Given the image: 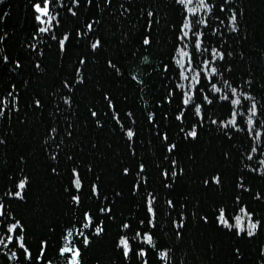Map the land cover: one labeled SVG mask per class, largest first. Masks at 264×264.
Masks as SVG:
<instances>
[{
  "label": "snow or ice",
  "instance_id": "1",
  "mask_svg": "<svg viewBox=\"0 0 264 264\" xmlns=\"http://www.w3.org/2000/svg\"><path fill=\"white\" fill-rule=\"evenodd\" d=\"M245 4L25 0L11 32L0 15V264H264Z\"/></svg>",
  "mask_w": 264,
  "mask_h": 264
},
{
  "label": "trees",
  "instance_id": "2",
  "mask_svg": "<svg viewBox=\"0 0 264 264\" xmlns=\"http://www.w3.org/2000/svg\"><path fill=\"white\" fill-rule=\"evenodd\" d=\"M24 4L25 0H11V6L6 4L2 9H0V15H2L5 11L10 13V18H5L7 20V30L9 32H11L12 29H20L21 25L25 23ZM245 8L247 10L246 20L252 30V37L246 45V48L255 58L253 47L264 43V0H246ZM105 28L110 31H119V25L112 21L106 23ZM104 34L106 36L108 35L107 32H104ZM164 51L167 50L160 49V52ZM158 54L159 53H157V55ZM238 74L239 73H237V75ZM200 150L203 151V148ZM40 194H45V191L42 190ZM37 227L39 226L37 225ZM94 253L95 250L93 253H89V256L94 255Z\"/></svg>",
  "mask_w": 264,
  "mask_h": 264
}]
</instances>
